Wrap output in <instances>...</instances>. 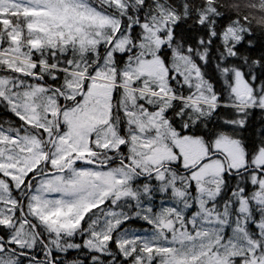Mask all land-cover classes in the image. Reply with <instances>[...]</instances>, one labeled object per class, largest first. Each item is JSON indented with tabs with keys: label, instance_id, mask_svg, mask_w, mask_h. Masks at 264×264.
Here are the masks:
<instances>
[{
	"label": "snow or ice",
	"instance_id": "obj_1",
	"mask_svg": "<svg viewBox=\"0 0 264 264\" xmlns=\"http://www.w3.org/2000/svg\"><path fill=\"white\" fill-rule=\"evenodd\" d=\"M0 264H264V0H0Z\"/></svg>",
	"mask_w": 264,
	"mask_h": 264
}]
</instances>
